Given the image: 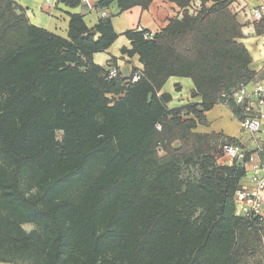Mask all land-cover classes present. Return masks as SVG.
Wrapping results in <instances>:
<instances>
[{"label": "trees", "instance_id": "1", "mask_svg": "<svg viewBox=\"0 0 264 264\" xmlns=\"http://www.w3.org/2000/svg\"><path fill=\"white\" fill-rule=\"evenodd\" d=\"M167 1L182 17L153 40L125 33L123 53L143 66L131 83L93 61L118 38L111 18L89 28L73 14L65 39L0 0V264H264V219L235 215L250 152L221 165L238 141L196 132L217 104L251 115L233 98L257 80L236 0ZM254 32L264 37V15ZM173 77L199 102L169 109Z\"/></svg>", "mask_w": 264, "mask_h": 264}, {"label": "crops", "instance_id": "2", "mask_svg": "<svg viewBox=\"0 0 264 264\" xmlns=\"http://www.w3.org/2000/svg\"><path fill=\"white\" fill-rule=\"evenodd\" d=\"M195 1L199 2V0ZM14 2L19 10H23L25 12L33 26L65 39L68 38L70 16L73 14L82 15L89 28H94L102 18H111L118 38L108 50L94 54L93 61L106 71L115 69L118 75L125 81H129L137 69H143L137 55L123 53L124 49L131 50L132 48L131 42L126 38L125 33L127 31H148L158 33L166 28L171 20L180 19L182 17V9L167 0H153L152 4L147 9L135 7L123 13L120 12L116 3L105 9L97 8L93 11H89L83 4L76 8H71L60 0L55 3H46L45 0H14ZM210 5L211 3H207V6ZM261 7H264V0H236L230 5L232 12L236 15L238 21L243 26L244 39L241 40V43L247 47L253 58L252 68L256 72L257 76L255 83L248 86L249 91L252 90L253 85L256 83H259L264 87V72L262 71V66L264 65V37L255 36V21L251 18V13L255 9ZM173 78L176 79L173 84L174 90H184L185 84L186 88L190 90V95L181 99L183 103L180 106L170 108L168 104L169 109L185 107L192 103L199 102L197 98H192L191 94L194 90L192 82L190 83L187 78H181V80H179L180 78ZM161 93L170 94L168 92H164L163 89ZM262 109L264 112V107ZM215 111H219V113L223 114V116L225 113L231 115L232 119L237 124V130L233 136L225 133L224 130L219 132L199 131V128L211 124L209 117L210 115H214L213 113H215ZM205 116L206 124L199 125L196 129L197 133L222 134L228 138L236 139L238 141L237 146L239 148L245 151L254 152L256 149V143L253 141L252 136L241 128L240 122L233 116L225 105H215L211 111L206 113ZM234 162L235 160L228 156H222L218 159V163L221 165L231 166Z\"/></svg>", "mask_w": 264, "mask_h": 264}, {"label": "built area", "instance_id": "3", "mask_svg": "<svg viewBox=\"0 0 264 264\" xmlns=\"http://www.w3.org/2000/svg\"><path fill=\"white\" fill-rule=\"evenodd\" d=\"M46 3H55L59 0H45ZM89 11L97 9L101 0H80ZM201 5L197 4L191 7L190 13L196 15L201 10ZM264 15V7L255 9L251 13V18L254 21H259ZM155 33L148 32L144 34L146 40H153ZM264 72V65L262 66ZM118 75L115 69L109 71L108 79L112 80ZM143 76V70L137 69L129 81L131 83L138 82ZM251 85V84H250ZM249 86V85H248ZM248 86H242L233 94V98L239 105H245L247 113H251L240 122L241 128L252 136L256 143L254 152H250V156L245 163L246 177L243 185L234 196L235 215L242 219L259 218L264 219V87L256 83L251 91ZM161 129L160 125L157 126ZM223 156H228L233 160H243L245 153L248 151L242 150L232 144H226L222 147Z\"/></svg>", "mask_w": 264, "mask_h": 264}, {"label": "rangeland", "instance_id": "4", "mask_svg": "<svg viewBox=\"0 0 264 264\" xmlns=\"http://www.w3.org/2000/svg\"><path fill=\"white\" fill-rule=\"evenodd\" d=\"M174 80L175 78L170 79L166 85L163 88L164 92H168L172 95V101L169 103V107L172 108L174 106H180L182 105V98H186L190 95V90H188L184 84V90H174ZM181 80V78L179 79ZM190 83L192 82L190 79H187ZM214 115H210L209 121L211 122L210 125L199 128V131L204 132H219L221 130H224L225 133H228L229 135L233 136L236 133L237 130V124L232 119L230 114H226L223 116V114H220L219 111H215L213 113ZM33 228L32 225L25 226V229L27 231H31Z\"/></svg>", "mask_w": 264, "mask_h": 264}]
</instances>
